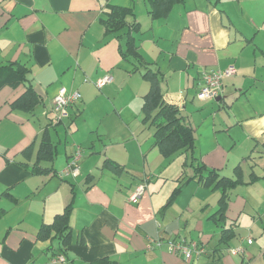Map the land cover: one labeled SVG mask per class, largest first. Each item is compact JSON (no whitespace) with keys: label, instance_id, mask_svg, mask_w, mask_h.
<instances>
[{"label":"crops","instance_id":"0c3cea01","mask_svg":"<svg viewBox=\"0 0 264 264\" xmlns=\"http://www.w3.org/2000/svg\"><path fill=\"white\" fill-rule=\"evenodd\" d=\"M141 1L0 0V63L25 64L29 70L26 83L41 97L32 112L16 110L10 104L26 84L0 88V264H43L59 253V239H39L37 232L70 202V244L62 255L64 261L55 264H90L105 257L115 264H264V239L254 242L249 236L252 227H264L263 218L254 217L264 209V172L258 174L254 169L264 159V0H183L156 18L148 13L149 2ZM145 3V12L142 7L138 13V5ZM108 4L132 7L134 16L127 20L139 23L138 31L133 32L136 49L143 62L163 77L162 101L177 106L184 122L192 126L193 150L178 151L170 158L153 145V128L142 121L141 114L149 82L142 75V66L133 70L137 62L120 55L126 27L104 32L101 18ZM230 65L235 73L222 77L221 93L214 100L226 112L212 120L210 129L206 124L203 130L204 111L199 112L195 124L191 115L206 105L194 103L204 101L197 97L202 70L223 71ZM104 74H109L111 81L97 87L95 80ZM137 74L147 83L132 90L134 97L143 92L139 112L115 107L96 119L100 118L101 125L110 112L117 113L125 121L128 135L127 140L113 143L125 151L136 150L139 157L151 156L143 167L149 172L137 175L133 170L137 164L129 155L120 157L111 146L95 148L101 156L90 165L83 163V171L70 181L31 172L44 131L56 145L57 154V142L51 136L57 126L49 117L59 89L78 91L81 103L86 104L98 95L96 88L110 91L119 85L118 90L125 94L126 87L137 84L133 83L139 80ZM234 95L230 101L228 97ZM75 107L77 104L69 109ZM77 109L76 115L83 112ZM143 125L152 129L151 142L140 138L138 131ZM91 131V138L111 141L101 128ZM128 142L133 145L128 147ZM30 147L32 153L26 158L22 153ZM177 154H184V161L189 154L193 167L204 164L225 176L234 177V168L241 166L243 182L230 189L224 221L213 217L219 191H207L196 178L187 181L193 174L183 181L178 176L175 186L160 190L161 180L152 177V171L164 163L160 156L171 161ZM105 161L118 163L122 171L114 173ZM244 161L248 162L247 177ZM53 162L44 165L58 171ZM140 182L145 189L132 201L130 195ZM189 182L197 185L192 197L182 204L178 199ZM241 189L247 192L241 193ZM242 213L253 219L252 227L240 233L237 226ZM224 229L235 232L228 244L220 242ZM159 235L164 240H195L207 253L186 259L179 252H169L165 244L148 248ZM245 235L252 239L250 244ZM239 242L244 247L242 254L227 252Z\"/></svg>","mask_w":264,"mask_h":264},{"label":"trees","instance_id":"16d2710c","mask_svg":"<svg viewBox=\"0 0 264 264\" xmlns=\"http://www.w3.org/2000/svg\"><path fill=\"white\" fill-rule=\"evenodd\" d=\"M147 1L150 5L148 13L151 18H156L165 15L174 4L180 3L183 0ZM104 12L105 17L101 18V21L104 25V32L106 34L119 32L124 27L127 29L125 32L127 33L125 47L120 49L122 58H131L137 62L133 70H139L138 68L140 66L144 68L142 75L149 82V90L143 96L141 114L142 121L153 128V145L164 157H170L172 154L182 150H193L195 136L192 126L184 122L183 116L180 114L177 106L162 101L161 81L163 77L161 78L158 72H153L148 64L143 62L140 53L136 49L133 32L138 31L139 23L128 22L127 20L130 16H134L132 7L108 4ZM28 71L25 64L20 62L0 63V88L4 85L17 87L20 84H26L22 94L14 99L10 105L16 110L32 112L41 102V97L31 84L26 83L29 80L27 78ZM31 153L32 148L30 147L24 150L22 154L28 158ZM55 156L56 145L52 142L46 130L41 135L39 149L35 153V160L30 166L31 172L33 174L50 173L51 176L59 175L58 171H56L52 165H44L45 162L52 163ZM105 162V166L114 173L122 171L123 167L118 163L112 161ZM194 170L193 175L187 177L186 180L188 181L189 179L196 178L203 186L211 190L219 191L218 208L214 212L213 217L217 221H224V213L230 189L243 182L241 166L237 165L234 168V177L221 175L215 169L209 168L204 164L195 165ZM251 175H253V173ZM252 177L255 178L256 176ZM180 189V186L177 187L171 197L173 198ZM70 204L71 202L68 203L61 212L55 214L51 222L43 223L37 232V237L39 239L52 240L53 238H57L60 240L61 244L59 253H54L53 256L43 264H49L51 259L58 255L66 254L71 237V227L69 224ZM221 232L220 242H225L226 244H228L227 239H229L231 235H235V232L229 229H224ZM52 233H54L53 237L51 236ZM96 262L115 264V262L110 261L107 257L98 259L90 264Z\"/></svg>","mask_w":264,"mask_h":264},{"label":"rangeland","instance_id":"374dc122","mask_svg":"<svg viewBox=\"0 0 264 264\" xmlns=\"http://www.w3.org/2000/svg\"><path fill=\"white\" fill-rule=\"evenodd\" d=\"M141 3L143 2L141 1ZM142 5L143 4L138 5L137 7L138 13L142 12V7H143V11L145 12V7H146L145 5H147V3H145L144 6ZM137 77H139V80L137 81L133 80V83L134 84L137 83V84H135V86L129 85L128 87H126L124 89L125 94L118 90L119 85L113 88L111 87L110 91H106V88L105 89L96 88L98 95L93 96L91 99H89V101L86 102V104L85 103L82 104L80 100H79L80 102L77 101L74 104H72V105L77 104V106L79 107V111L83 110V112L79 115H76L78 107H75L73 110L68 108L67 110L68 116L63 117L61 120L56 119V115L54 111L51 113V117H49V119L53 122L54 125L57 126V130H53V129L51 130V136L52 139L57 142V154L53 164L57 168L58 172L62 171L68 166V162L70 160L69 155L74 153L77 147L80 148L81 155H83L82 159L79 161L80 172H82L83 171L82 168L84 167L83 163L90 165L92 164L91 163L92 161L96 160L97 157L101 156V152L100 153L94 152L95 148H102L103 146H108V147L111 146L110 149L115 151V154H119L120 157L122 155H129L128 157L132 160L133 164H137L136 166L138 168L136 167L133 168V170L136 172L137 175L142 177L145 172H149L147 170L144 171V168L145 165L147 166L149 164L151 156L139 157L136 154L137 153L136 150L134 151L131 148L128 149V151H125L120 146H116V144L113 143L114 141L119 143L127 140L126 136L128 135V133H127V129L124 127L125 121L124 120L121 121L117 113L115 112H110L109 115L102 120L101 125H100V118L96 119V117L100 113L110 110L112 111V109H114L115 107L117 109H122L123 111L131 110L134 113L136 111L139 112L142 103L141 96L143 92H140L139 96L134 97L132 95V90H136V88H139L140 90L141 86L143 84L147 85V83H145L146 82L145 80H142L141 76L138 75ZM136 85L139 87H137ZM234 97L235 95L232 97H228V99L231 101L232 99H234ZM195 99L197 100V98ZM214 100L215 99H207L204 101L198 100V102L194 101V103L197 104L199 107L201 106V103L206 105L191 112L193 118L192 124H195L194 120L198 122L200 111H204L201 120L202 122L201 128L203 130L206 129V124H209V129L211 128L213 123L212 120L214 118H217V120L221 118L222 115L221 113L226 112V109L224 107H221L218 103H215ZM192 107L193 106H191V108ZM214 114H216V116H213ZM132 116H134V114ZM139 116L140 114L137 117L138 121H139ZM97 127L101 128V130L106 134V137L111 139V141L107 139L100 140L97 136L91 138L90 136H93L91 134L93 131L91 130H95V128ZM138 132L142 140L144 139L146 140L147 138V140L149 139V141L151 142L152 140L151 128H148L143 125ZM200 132L201 130H199V133ZM127 145L128 147H131L130 145L133 144L128 142ZM187 155H188L187 161H184L185 158L184 154L175 155L174 159L171 161L167 160L169 158L165 159L164 157L160 156L161 157L160 159H162V161L164 160V163L155 172L152 171V177L154 176L156 179L161 180V187H160L161 191L168 190L172 184L175 186V183L177 182L175 181V179L178 176H181L182 178L180 180L183 181L188 175L193 174L194 167L191 165V156L189 154H186V156ZM244 165L246 166L245 177H247L249 172V168L247 167L248 162L244 161ZM254 169L258 174L264 172V159H260L259 164L254 166ZM71 178L74 177L72 175H68L64 177V179L69 181ZM55 179H58V177ZM153 181L154 179L152 180V182ZM146 183H150V180L146 181ZM196 185L197 184H195L194 182H189L188 185L186 184L185 187L182 188L181 197L178 199L182 204L187 202L190 199V197H192ZM203 187L209 189L207 191H211L210 188L205 186ZM215 192L217 193V191ZM234 192L235 189L233 190V193ZM240 192L245 194L247 190L241 189ZM262 211L263 212L260 211L259 214L254 213V217L255 219L263 218V222H264V209ZM246 219H247V223L246 221H244ZM251 219L253 218L250 217L249 214L247 213L241 214L237 226L238 231L240 233H243V231L246 228L251 226L252 223ZM242 227L244 229H242ZM249 234L250 233H247V235ZM247 235H245L244 237H247ZM249 236L252 237L254 242L256 241L258 242L260 240L262 241V239H264V227L263 228L261 227L256 228L255 226L252 227V233ZM239 244L240 242L236 246L234 245V247L240 246Z\"/></svg>","mask_w":264,"mask_h":264},{"label":"built area","instance_id":"2783aa9c","mask_svg":"<svg viewBox=\"0 0 264 264\" xmlns=\"http://www.w3.org/2000/svg\"><path fill=\"white\" fill-rule=\"evenodd\" d=\"M235 73V68L230 65L223 71H213V70H202L201 81L198 83L197 97L200 100H207L210 98H217L221 93L222 87V77L226 75H231ZM112 77L109 74H104L95 80V85L97 87H102L106 83L110 82ZM81 100V94L78 91H67L65 88L59 89V91L54 95L52 99V111H54L57 120H61L63 117L68 116V108L70 105ZM81 150L79 147L71 155L68 162V166L62 171L58 172L60 177H66L68 175L75 176L79 173V161L81 159ZM149 178V177H147ZM145 185L140 182L130 195V200L136 201L143 193ZM165 242V243H164ZM246 242L250 244L252 239L246 237ZM165 244L169 252H179L186 259H191L193 257H198L207 253V249L204 245L199 244L195 240L187 241L185 239H171L163 240V237L159 235L155 240H152L148 244V248L154 246L160 247ZM244 247H228L227 252L230 254H242ZM64 261L62 255L50 260L49 264H55L57 262Z\"/></svg>","mask_w":264,"mask_h":264}]
</instances>
